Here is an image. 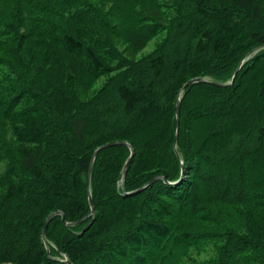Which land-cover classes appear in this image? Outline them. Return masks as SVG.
<instances>
[{
    "label": "trees",
    "instance_id": "trees-1",
    "mask_svg": "<svg viewBox=\"0 0 264 264\" xmlns=\"http://www.w3.org/2000/svg\"><path fill=\"white\" fill-rule=\"evenodd\" d=\"M187 1L175 46L106 106L83 97L118 70L113 36L138 48L160 25L0 0V264H167L218 244L211 264H264V0ZM112 142L134 149L127 174L130 147H106L89 185Z\"/></svg>",
    "mask_w": 264,
    "mask_h": 264
},
{
    "label": "rangeland",
    "instance_id": "rangeland-1",
    "mask_svg": "<svg viewBox=\"0 0 264 264\" xmlns=\"http://www.w3.org/2000/svg\"><path fill=\"white\" fill-rule=\"evenodd\" d=\"M96 5L102 12L108 14L111 22L118 25L117 19L127 22H134L140 19V25L150 24L152 27H157L158 33L142 47L136 48L132 43L127 42L121 36H113V42L120 53V62L114 65L118 70L101 78L94 86L92 91L83 98L85 100L102 99L106 106H111L115 99L114 84L118 82H129L133 80V76L137 80H147L150 78V59L160 54L161 52L171 49L175 46L176 40L170 34V28L173 24H179L182 19H186L188 11L184 16L179 18L175 14L176 10L182 9L180 5H187V0H88ZM182 2L184 4H182ZM180 4V5H179ZM184 6V7H185ZM183 7V8H184ZM119 35V34H118ZM102 100L100 101L102 103ZM0 136H3L0 131ZM6 139L11 140V133H7ZM228 149H226L227 151ZM211 251L219 253L221 245L204 246L202 245L198 250L192 249L185 251L177 261L168 262L167 264H211L216 260L217 255ZM66 257L58 255L57 258L61 259Z\"/></svg>",
    "mask_w": 264,
    "mask_h": 264
},
{
    "label": "water",
    "instance_id": "water-1",
    "mask_svg": "<svg viewBox=\"0 0 264 264\" xmlns=\"http://www.w3.org/2000/svg\"><path fill=\"white\" fill-rule=\"evenodd\" d=\"M260 49V48H259ZM259 49H255L254 51H252L248 57H251L253 54H255ZM241 65H243V62L241 63ZM241 66L239 67V69L235 72L232 80L228 83H218V82H210L211 84L213 85H216V86H220V87H225V86H231L234 82V79L236 78V76L238 75L239 73V70H240ZM208 80L205 79V78H201V77H197V78H194V79H191L187 84H185V86L183 87V90L182 92L191 84H195V83H205L207 82ZM180 98H181V94H180ZM180 98L178 100V103H177V128L179 129V126H180V120H181V108H180ZM177 141H178V138L176 140V144H177ZM114 145H126L128 147H130L131 149V156L129 157V159L127 160V163L124 167V170H123V176H125L129 170V167L131 165V162H132V159H133V156H134V149L133 147L127 143V142H112V143H109V144H106L102 147H100L99 149H97L94 154H93V157H92V160H91V163H90V166H89V172H88V184L90 185V182H91V177H92V170H93V165H94V160L98 154V152L103 149V148H106V147H110V146H114ZM183 174H184V169H183ZM159 178H156L152 181V183L157 180ZM142 190V189H140ZM89 202H90V205H91V208H92V211H91V215L95 212V209L93 207V199H92V196L90 194V197H89ZM55 216H61L62 217V223L63 225H68V222L66 221V218H65V215L63 212L59 211V212H54L52 213L46 220V223H45V227H44V232H43V237H44V240L46 241V231H47V228L50 224V222L52 221V219L55 217ZM88 218V217H87ZM86 218V219H87ZM48 251V254L50 253L49 249H47ZM50 257V255H49ZM65 263L67 264H72L70 261L68 260H65L64 261Z\"/></svg>",
    "mask_w": 264,
    "mask_h": 264
},
{
    "label": "bare ground",
    "instance_id": "bare-ground-1",
    "mask_svg": "<svg viewBox=\"0 0 264 264\" xmlns=\"http://www.w3.org/2000/svg\"><path fill=\"white\" fill-rule=\"evenodd\" d=\"M2 173V172H1ZM44 244V243H43ZM52 246V245H51ZM52 249H54V248H52ZM47 250V249H46ZM56 250V249H55ZM52 252V251H51Z\"/></svg>",
    "mask_w": 264,
    "mask_h": 264
}]
</instances>
